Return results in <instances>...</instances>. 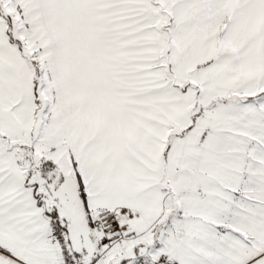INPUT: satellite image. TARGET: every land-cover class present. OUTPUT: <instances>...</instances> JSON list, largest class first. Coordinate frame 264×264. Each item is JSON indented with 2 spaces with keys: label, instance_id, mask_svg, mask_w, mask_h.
Instances as JSON below:
<instances>
[{
  "label": "snow or ice",
  "instance_id": "6c2138e0",
  "mask_svg": "<svg viewBox=\"0 0 264 264\" xmlns=\"http://www.w3.org/2000/svg\"><path fill=\"white\" fill-rule=\"evenodd\" d=\"M0 264H264V0H0Z\"/></svg>",
  "mask_w": 264,
  "mask_h": 264
}]
</instances>
